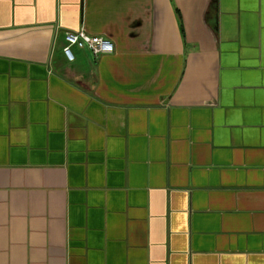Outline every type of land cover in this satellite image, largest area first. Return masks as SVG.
<instances>
[{"label":"crops","instance_id":"crops-1","mask_svg":"<svg viewBox=\"0 0 264 264\" xmlns=\"http://www.w3.org/2000/svg\"><path fill=\"white\" fill-rule=\"evenodd\" d=\"M0 264H264V0H0Z\"/></svg>","mask_w":264,"mask_h":264},{"label":"built area","instance_id":"built-area-1","mask_svg":"<svg viewBox=\"0 0 264 264\" xmlns=\"http://www.w3.org/2000/svg\"><path fill=\"white\" fill-rule=\"evenodd\" d=\"M64 53L69 60H74V52L72 47L76 46L80 49H88L94 56L98 57L104 54H110L114 51L113 42L106 37L99 35H91L85 30L68 31L65 34Z\"/></svg>","mask_w":264,"mask_h":264}]
</instances>
